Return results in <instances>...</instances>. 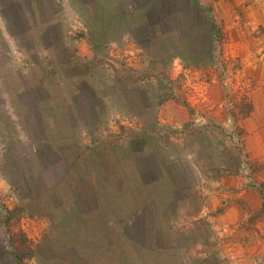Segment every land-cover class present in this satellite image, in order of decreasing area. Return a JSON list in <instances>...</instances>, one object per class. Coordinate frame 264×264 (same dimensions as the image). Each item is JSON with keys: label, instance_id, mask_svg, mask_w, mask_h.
<instances>
[{"label": "rangeland", "instance_id": "1", "mask_svg": "<svg viewBox=\"0 0 264 264\" xmlns=\"http://www.w3.org/2000/svg\"><path fill=\"white\" fill-rule=\"evenodd\" d=\"M0 264H264V0H0Z\"/></svg>", "mask_w": 264, "mask_h": 264}, {"label": "trees", "instance_id": "2", "mask_svg": "<svg viewBox=\"0 0 264 264\" xmlns=\"http://www.w3.org/2000/svg\"><path fill=\"white\" fill-rule=\"evenodd\" d=\"M206 19H207V17H206ZM207 21H209V20H206V22ZM210 22V21H209ZM213 22V21H212ZM163 28V27H162ZM193 30H194V33H195V31H196V29L195 28H193ZM208 32V31H207ZM195 36L194 37H196V33L194 34ZM203 36H204V38H205V40H206V38H207V36H208V34L207 33H205V32H203ZM155 38H156V35H155ZM194 39H196V38H194Z\"/></svg>", "mask_w": 264, "mask_h": 264}]
</instances>
